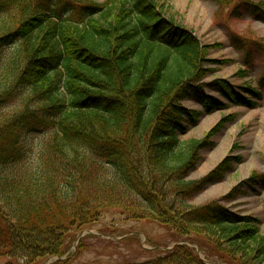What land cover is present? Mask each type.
<instances>
[{"label":"trees","instance_id":"trees-1","mask_svg":"<svg viewBox=\"0 0 264 264\" xmlns=\"http://www.w3.org/2000/svg\"><path fill=\"white\" fill-rule=\"evenodd\" d=\"M207 54L158 0H0L2 264H72L78 231L112 211L192 244L129 264H264L259 218L191 204L231 168L188 179L214 143L181 138L202 114L181 102L223 105L196 84ZM211 85L250 104L226 79ZM31 134L45 136L36 155Z\"/></svg>","mask_w":264,"mask_h":264},{"label":"rangeland","instance_id":"rangeland-1","mask_svg":"<svg viewBox=\"0 0 264 264\" xmlns=\"http://www.w3.org/2000/svg\"><path fill=\"white\" fill-rule=\"evenodd\" d=\"M158 4L165 16L192 30L206 45L208 54L196 84L223 104L208 112L196 98L181 102L192 113L202 112L196 123L189 122V131L181 138H203L211 133L210 140L214 143L188 179L206 176L225 159L231 165L222 179L192 198L191 204L218 202L241 215L259 218L264 232V184L258 182L249 188L245 183L254 173L264 174V0H158ZM68 7L61 6L63 14H67ZM6 54L7 51L1 59ZM219 78L234 85L250 104L234 103L212 88V81ZM12 107L13 104L8 109ZM44 137L28 136L34 155ZM241 183L243 186L235 192L239 196H229ZM83 231L90 233L76 245ZM175 240L174 232L154 220H132L112 211L78 231L68 253L72 264L140 263L160 257ZM46 261L43 260L44 264ZM3 262L0 259V264Z\"/></svg>","mask_w":264,"mask_h":264}]
</instances>
